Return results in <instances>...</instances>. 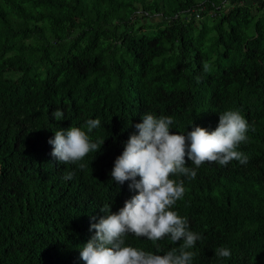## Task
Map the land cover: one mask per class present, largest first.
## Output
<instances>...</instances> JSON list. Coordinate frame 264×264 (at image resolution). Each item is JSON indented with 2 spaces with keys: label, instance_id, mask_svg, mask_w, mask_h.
Here are the masks:
<instances>
[{
  "label": "trees",
  "instance_id": "obj_1",
  "mask_svg": "<svg viewBox=\"0 0 264 264\" xmlns=\"http://www.w3.org/2000/svg\"><path fill=\"white\" fill-rule=\"evenodd\" d=\"M226 111L250 126L237 148L248 163L170 174L185 193L169 210L201 236L191 264H264V0H0V264H86L100 208L138 194L111 171L142 116H171L170 133L187 135L216 130ZM89 119L100 120L91 133ZM71 126L105 142L60 164L48 141ZM123 239L159 255L183 243Z\"/></svg>",
  "mask_w": 264,
  "mask_h": 264
},
{
  "label": "clouds",
  "instance_id": "obj_2",
  "mask_svg": "<svg viewBox=\"0 0 264 264\" xmlns=\"http://www.w3.org/2000/svg\"><path fill=\"white\" fill-rule=\"evenodd\" d=\"M204 70L208 71L207 64ZM51 115L61 121L64 113L56 109ZM142 121L135 125L138 134L129 137L111 171L112 180L118 186L132 181L129 188L138 194L126 200L118 212L114 213L112 205L108 204L100 208L104 216L90 226L95 235L80 249V258L86 264H191L195 253L189 249L201 236L189 230L186 218L169 210L185 193L183 180L170 179V174L194 179L196 169L205 162L227 166L233 160L241 165L249 161V157L237 148L247 142L245 133L250 126L237 111L220 113L219 125L212 132L193 125L187 135L170 133L171 116L156 117L146 113ZM86 127L87 133H91L100 127V120L89 119ZM186 141L190 143L186 144ZM104 142H90L89 135L74 126L56 130L54 138L48 141L53 146L51 155L60 164L81 161L90 151L98 153ZM186 155L195 168L185 166ZM78 167L83 170L86 165L80 163ZM73 177L74 172L69 171L63 179L72 180ZM129 233L153 242L167 236L173 243L181 240L183 243L179 249L172 248L164 255L153 254L125 246L123 237ZM215 255L228 258L231 252L220 247L215 250Z\"/></svg>",
  "mask_w": 264,
  "mask_h": 264
},
{
  "label": "rangeland",
  "instance_id": "obj_3",
  "mask_svg": "<svg viewBox=\"0 0 264 264\" xmlns=\"http://www.w3.org/2000/svg\"><path fill=\"white\" fill-rule=\"evenodd\" d=\"M218 2L217 1H214V4H217ZM201 17L199 16V17H197L195 20V22L197 23L198 22V20L200 19ZM153 33H158V31L157 30H153ZM101 68L107 73V71H108V61H105V62H103L102 64H101ZM105 84L106 85H109V86H117V87H119L120 89H121V91H122V93H124V94H126L127 92H126V90L124 89V87L123 86H120V84H117V82H115V81H111V82H109V81H106L105 82Z\"/></svg>",
  "mask_w": 264,
  "mask_h": 264
},
{
  "label": "built area",
  "instance_id": "obj_4",
  "mask_svg": "<svg viewBox=\"0 0 264 264\" xmlns=\"http://www.w3.org/2000/svg\"><path fill=\"white\" fill-rule=\"evenodd\" d=\"M198 16V14L197 13H195V17H197Z\"/></svg>",
  "mask_w": 264,
  "mask_h": 264
}]
</instances>
